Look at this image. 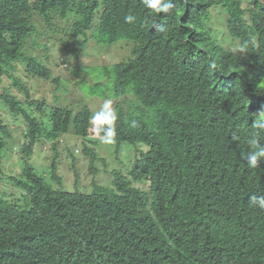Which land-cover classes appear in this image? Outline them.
I'll return each mask as SVG.
<instances>
[{"label":"trees","instance_id":"obj_1","mask_svg":"<svg viewBox=\"0 0 264 264\" xmlns=\"http://www.w3.org/2000/svg\"><path fill=\"white\" fill-rule=\"evenodd\" d=\"M170 2L157 14L142 0H0V82L6 77L24 93L7 88L0 98L24 120L25 159L37 140H50L59 178L57 144L73 129L96 173L91 108L54 106L46 120L45 103L16 75L24 62L27 75L58 83L23 50L37 36L35 20L51 25L56 13L75 17V44L85 46L89 30L101 43L135 42L131 58L106 68L118 98L112 138L118 147L147 144L127 173L112 170L111 185L92 177L90 193L54 188L29 162L11 175L25 199L0 192V264H264V210L249 200L264 194V161L250 168L241 157L251 138L264 142L254 126L264 111V3ZM216 7L227 14L230 40L242 49L254 36L256 45L225 46L210 24ZM9 133L0 121V173Z\"/></svg>","mask_w":264,"mask_h":264},{"label":"rangeland","instance_id":"obj_2","mask_svg":"<svg viewBox=\"0 0 264 264\" xmlns=\"http://www.w3.org/2000/svg\"><path fill=\"white\" fill-rule=\"evenodd\" d=\"M252 1L243 0V3L249 5ZM261 1L264 3V0ZM212 13L210 24L216 29L220 41L225 46L230 43L233 49L241 51L238 42L230 40L227 36L225 11L216 7ZM74 19L73 15L62 19L57 13L53 14L51 25H47L40 18L36 19L37 36L28 39L27 51L26 48L23 49L45 62L58 78V83L27 75L24 71L25 63H17L20 68L16 71V75L29 87L33 97L45 103V112L41 116L46 120L47 112L54 106H68L78 111L83 105H88L92 115L99 111L105 100H110L113 107L118 98L113 92V76L106 74V68L111 69L117 62L126 61L133 56L134 41L123 39L112 44L101 43L92 37V30L88 31L89 41L85 46L81 43L75 44L77 37L70 31ZM34 41L36 47L32 48L35 46ZM7 88L13 93L24 95L19 88L13 87L8 78L3 77L0 82V92ZM133 100L134 97L129 96L127 105H132ZM0 121L8 126L10 132L5 137L6 142L2 149L3 172L0 173V192L9 199L19 198L20 201L25 199V191L17 188L10 176L20 173L27 162L54 188L90 193L93 189L92 177L98 184L111 185L112 170L117 169L127 173L139 152L147 149L146 143L123 142L118 147L113 138L111 143H102L105 135H100L98 126L92 123L88 139L95 144L97 156L96 173L93 174L89 171V159L83 152V138L78 137L72 129L62 136L63 142L57 144L56 163L59 178H54L51 165L56 153L51 141L44 137L37 140L30 158L25 159L21 152L24 120L21 116H12L1 98ZM47 126L50 127L49 123ZM136 184L142 188L147 187L145 182Z\"/></svg>","mask_w":264,"mask_h":264},{"label":"clouds","instance_id":"obj_3","mask_svg":"<svg viewBox=\"0 0 264 264\" xmlns=\"http://www.w3.org/2000/svg\"><path fill=\"white\" fill-rule=\"evenodd\" d=\"M143 5L155 13L165 12L167 13L172 8V3L170 0H142ZM125 23H132L135 17L131 14L124 17ZM255 46L256 40L253 36L250 41L245 42V47L241 49L244 51L245 48L249 46ZM214 67V65H213ZM261 117L260 120L254 121V126L258 129L264 130V111L258 113ZM116 119L114 112L111 110V101L105 100L99 111L95 112L91 117V122L93 125L98 126L105 134V139L102 143H111V138L114 135L113 123ZM107 126V127H105ZM242 159L247 162L248 167L256 168L261 161H264V142L258 138H251L249 140V150L247 153H241ZM250 204L264 210V194L261 195H251L249 197Z\"/></svg>","mask_w":264,"mask_h":264},{"label":"built area","instance_id":"obj_4","mask_svg":"<svg viewBox=\"0 0 264 264\" xmlns=\"http://www.w3.org/2000/svg\"><path fill=\"white\" fill-rule=\"evenodd\" d=\"M59 142H60V143H62V142H63V138H62V137L59 139Z\"/></svg>","mask_w":264,"mask_h":264}]
</instances>
